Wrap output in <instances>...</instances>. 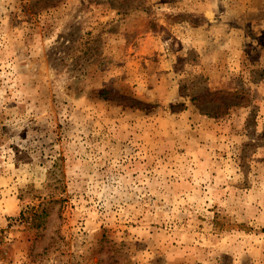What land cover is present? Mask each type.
Instances as JSON below:
<instances>
[{"label":"rangeland","instance_id":"374dc122","mask_svg":"<svg viewBox=\"0 0 264 264\" xmlns=\"http://www.w3.org/2000/svg\"><path fill=\"white\" fill-rule=\"evenodd\" d=\"M0 264H264V0H0Z\"/></svg>","mask_w":264,"mask_h":264},{"label":"trees","instance_id":"16d2710c","mask_svg":"<svg viewBox=\"0 0 264 264\" xmlns=\"http://www.w3.org/2000/svg\"><path fill=\"white\" fill-rule=\"evenodd\" d=\"M108 96H109V92L108 91H106V90L101 91L100 97H102L103 99H107Z\"/></svg>","mask_w":264,"mask_h":264}]
</instances>
